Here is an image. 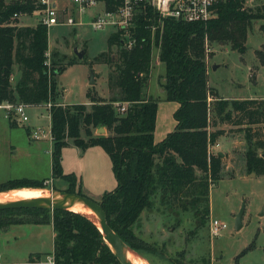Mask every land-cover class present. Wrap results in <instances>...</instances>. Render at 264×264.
<instances>
[{"label":"trees","instance_id":"16d2710c","mask_svg":"<svg viewBox=\"0 0 264 264\" xmlns=\"http://www.w3.org/2000/svg\"><path fill=\"white\" fill-rule=\"evenodd\" d=\"M34 7L30 0H0V104L30 107L51 103L52 176L69 181L68 192L85 195L76 178L62 172V148L72 143L83 150L91 146L104 149L117 183L101 196V206L108 225L132 250L142 253L151 249L136 236L133 225L144 210L152 208L154 199L169 210L188 213L196 229L205 227L210 214V187L220 178L225 157L219 152L210 153L208 147L224 135L221 125L244 132L245 168L264 175V98L217 96L208 85L205 60L213 43H229L232 49L244 53L248 28L253 21L264 20V3L252 7L244 0H227L216 6L215 16L206 22L159 19L151 7L143 6L135 17L134 46L121 47L119 33L113 32L108 36L106 51L93 60L108 65L107 86L112 96L105 100L89 88L86 97L90 104L65 105L59 101L62 89H58L56 78L68 66L84 60L51 62L48 66L47 28L41 23L22 25L12 18L15 13H32ZM261 30L264 32V24ZM153 47L158 48V61L164 65L160 82L163 98L178 103L173 113L174 129L158 142L154 141V129L160 98L147 96L144 91ZM255 55L264 66V45L255 50ZM14 64L20 77L12 85ZM116 103L125 104V109L119 111ZM98 128L106 133L94 134ZM44 185L45 179H13L0 183V191ZM48 212L47 208L3 209L0 226L51 223L54 264H120L98 227L87 217L55 210L49 218ZM19 213L34 219L19 218Z\"/></svg>","mask_w":264,"mask_h":264},{"label":"rangeland","instance_id":"374dc122","mask_svg":"<svg viewBox=\"0 0 264 264\" xmlns=\"http://www.w3.org/2000/svg\"><path fill=\"white\" fill-rule=\"evenodd\" d=\"M3 1L20 3L27 0ZM244 3L253 7L261 5L264 0H244ZM16 19L22 25L34 26L38 22L39 14L20 13ZM86 19L87 16L85 22ZM262 24L264 20H255L248 28L244 53L232 49L229 43L209 45L205 58L207 75L209 84L216 90L217 96L232 99L264 98V66L259 63L255 55V50L264 45ZM113 30L111 27L94 30L88 22L77 26L56 25L49 28L47 33L49 55H46L49 67L51 62L64 63L70 59L86 61L68 66L57 76V87L58 89L63 87L62 97L65 103H84L89 88L94 89L97 95L105 100L112 96L107 86L108 65L93 60L101 52L106 51L107 39ZM74 49L78 52L83 51V56L78 58ZM90 61H93L91 65L88 64ZM12 68L11 84L15 85L18 67L14 64ZM91 74L94 75L93 84H89ZM163 78L164 65L158 61V48L153 47L149 81L144 91L147 93V88L150 87L151 97L164 96V91L160 87ZM209 98L208 100H211V97ZM164 102L167 100L160 101V105L157 106L156 117L158 114L159 118L175 121L174 112H169L167 105H164L169 103ZM7 111L9 110L0 108V183L24 178L46 179L45 185L41 188L48 192L55 189L66 190L70 182L52 176L49 165L50 117L46 104L26 107L28 120L21 123L15 122L10 110V120L15 125H11L12 121L6 117ZM31 127L37 129L40 135L38 138L32 137ZM220 127L223 128L224 135L228 139L221 137L218 147L217 143L212 145V152L227 150L228 156L224 160L220 178L210 187V214L205 227L196 229L195 220L188 213L180 209L175 212L169 210L160 206L154 199L152 208L144 210L137 223L133 225L136 236L145 240L152 249L142 250V253L134 250L133 252L141 258L145 257L148 264H204L205 261H209L210 264H264V175H256L245 168L244 152L247 142L244 132L227 125ZM171 129L173 130L174 127ZM93 133L99 134L97 129H94ZM166 135L167 132L161 134L160 140ZM80 136L85 137L83 132ZM27 143L31 144L30 148ZM98 171L101 174L104 168L101 167ZM111 173L109 171V178L113 177L115 180L112 171ZM89 181L83 178L81 192L95 201H100L104 193L101 192L102 188L90 192L87 188ZM242 203H244L242 227L236 230L235 214ZM47 209L49 212L46 215L49 218L53 217L55 210L71 211L60 208ZM18 216L29 221L34 219L25 213H19ZM213 219L225 225L217 234L212 233L210 228ZM10 226H0V264H9L4 258V253L14 254L18 264H27L23 257L26 251L37 248L43 252L41 258L44 264H50L47 255H51L50 260L54 264L46 231L40 243L33 240L30 235L13 240L12 230L9 231ZM243 250L246 251L241 254Z\"/></svg>","mask_w":264,"mask_h":264},{"label":"built area","instance_id":"2783aa9c","mask_svg":"<svg viewBox=\"0 0 264 264\" xmlns=\"http://www.w3.org/2000/svg\"><path fill=\"white\" fill-rule=\"evenodd\" d=\"M34 4L32 13L39 14L37 23L43 24L47 28L56 25L77 26L87 23L94 30L104 27L113 28V32H118L121 39V47L131 49L135 44L133 29L135 17L142 7L149 6L153 9L159 19L171 18L186 22L201 21L206 22L215 16V8L218 4L227 0H31ZM31 13V14H32ZM20 14V13H19ZM27 14V13H21ZM30 14V13H28ZM85 16L87 21L85 22ZM14 14L12 18H17ZM155 27H152V32ZM112 32V33H113ZM115 47V46H114ZM46 55L49 52L46 51ZM47 63V62H46ZM117 109L123 111L125 104L116 103ZM48 110L50 102L46 103ZM27 106L22 103L11 104L2 103L0 108L11 110L16 122L27 121L25 112ZM7 111L6 117H10ZM32 137L38 138L40 135L37 129H32ZM41 131V130H40ZM50 135V131H49ZM51 140V135H50ZM212 145L208 151L212 152ZM46 182V180H45ZM211 231L214 234L220 232L225 227L224 223L213 219L210 223Z\"/></svg>","mask_w":264,"mask_h":264},{"label":"crops","instance_id":"0c3cea01","mask_svg":"<svg viewBox=\"0 0 264 264\" xmlns=\"http://www.w3.org/2000/svg\"><path fill=\"white\" fill-rule=\"evenodd\" d=\"M18 69V68H17ZM20 77V71L19 69L17 70L16 73V81L18 80V78ZM208 85L209 81H208ZM62 87V86H60ZM150 87L147 88V93L146 95L149 96L150 95ZM152 93L154 91H151ZM63 87H62V94L60 97V102L62 104H68L65 103L63 101ZM226 98V97H223ZM251 98H256V97H251ZM262 98V97H259ZM210 99V98H209ZM160 101H166L163 96H160ZM160 101L158 103V106L160 105ZM85 104H90L88 98L86 97V101L84 102ZM164 103H169V104H164L167 105L166 107L168 108L169 112H174L177 107H178V103L175 101H167ZM73 104V103H72ZM173 122L169 121V119L164 120L163 117L159 118L158 114L156 117V122H155V129H154V141L158 142V140H160L161 134H165V132H170V130H172L171 128H173L175 125V121L172 120ZM173 123V124H172ZM173 126V127H172ZM32 129H34L33 127H31ZM97 131L99 132V134H105L106 130L103 128V130L101 129H97ZM101 132H105V133H101ZM221 137H225L228 139L227 136L222 135L218 138V140L216 141V146L218 147L219 145V140ZM28 148L31 147L30 143H27ZM50 145H51V140H50ZM217 152H221L222 155H224V160L225 158L228 156L227 155V150H217ZM49 165H50V169L52 172V160H51V146H50V150H49ZM61 166H62V172L63 174H72L77 182L78 185H80V189L82 190V184H83V178L86 180H90V184H88V189L90 190V192H96L95 190H97V188H102L101 192H109L111 190H113L116 186V179L114 180V178L112 177V179L109 178V171L111 173L112 171V165H111V161L110 158L108 156V154L104 151V149L100 146H91L88 147L86 149H80L79 147L75 146L74 144L70 143L68 146H65L62 148L61 151ZM104 168L103 173L100 174V172L98 171L99 168ZM113 172V171H112ZM112 175V173H111ZM114 175V173H113ZM43 180V179H41ZM46 180V179H45ZM103 193V194H104ZM84 194V193H83ZM101 194V193H99ZM102 194V195H103ZM101 195V196H102ZM88 196V195H87ZM10 232H11V236L13 238V240L15 238L18 237H26L27 235H30V237L35 240L37 243H40L42 240V235H44V232L46 231L47 233V242L48 244H50V250L52 253L53 250V237H54V232H53V227L52 224H29V223H23V224H13L10 226L9 228ZM27 253L23 256L24 261L27 264H44L45 262L43 261V259L41 258V256H43V252L40 251V248H37V250H32V249H28L26 251ZM49 253V252H48ZM49 253V254H51ZM42 254V255H41ZM4 258L6 261H8L9 264H18V262L15 260L14 254H6L4 253ZM48 259H49V263H51L50 260V256L51 255H47ZM145 258V257H144Z\"/></svg>","mask_w":264,"mask_h":264},{"label":"water","instance_id":"95a60500","mask_svg":"<svg viewBox=\"0 0 264 264\" xmlns=\"http://www.w3.org/2000/svg\"><path fill=\"white\" fill-rule=\"evenodd\" d=\"M74 53L78 58L83 56V51L78 52L74 49ZM93 74L89 84L94 83ZM103 130V128H98ZM221 155L222 153L219 152ZM50 196L42 199H31V200H16L8 202H0V210L3 209H15V208H60L69 209L64 206V202L67 200L75 201L83 204L89 208L96 216L99 223V230L103 235L104 241L108 244L117 260L120 264H132L127 258V252L132 253L133 250L114 232V230L108 225L106 214L101 206L100 201H95L88 196L81 195L74 192H68L66 190H50ZM70 210V209H69ZM244 213V203H242L238 212L235 214L234 227L239 230L242 227V217ZM136 254V253H134ZM137 255V254H136ZM139 256V255H137Z\"/></svg>","mask_w":264,"mask_h":264},{"label":"bare ground","instance_id":"6f19581e","mask_svg":"<svg viewBox=\"0 0 264 264\" xmlns=\"http://www.w3.org/2000/svg\"><path fill=\"white\" fill-rule=\"evenodd\" d=\"M49 196L50 193L48 192V190L43 189L41 187H22L1 192L0 202L42 199L48 198ZM63 205L69 207L71 211L87 217L99 228V223L95 214L83 204L67 200L64 202ZM127 258L132 264H148V262L144 258H141L130 251L127 252Z\"/></svg>","mask_w":264,"mask_h":264}]
</instances>
